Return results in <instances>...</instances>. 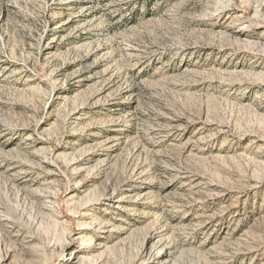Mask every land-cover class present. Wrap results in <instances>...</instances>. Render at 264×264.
<instances>
[{"label": "rangeland", "instance_id": "374dc122", "mask_svg": "<svg viewBox=\"0 0 264 264\" xmlns=\"http://www.w3.org/2000/svg\"><path fill=\"white\" fill-rule=\"evenodd\" d=\"M0 264H264V0H0Z\"/></svg>", "mask_w": 264, "mask_h": 264}]
</instances>
